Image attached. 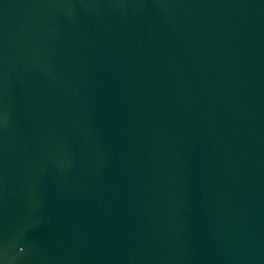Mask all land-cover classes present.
I'll return each mask as SVG.
<instances>
[{
	"label": "water",
	"instance_id": "95a60500",
	"mask_svg": "<svg viewBox=\"0 0 264 264\" xmlns=\"http://www.w3.org/2000/svg\"><path fill=\"white\" fill-rule=\"evenodd\" d=\"M0 264H264V0H0Z\"/></svg>",
	"mask_w": 264,
	"mask_h": 264
}]
</instances>
